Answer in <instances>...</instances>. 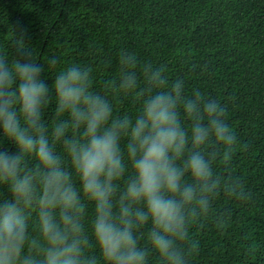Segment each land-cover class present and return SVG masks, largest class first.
Returning a JSON list of instances; mask_svg holds the SVG:
<instances>
[{"label":"clouds","instance_id":"9594fccd","mask_svg":"<svg viewBox=\"0 0 264 264\" xmlns=\"http://www.w3.org/2000/svg\"><path fill=\"white\" fill-rule=\"evenodd\" d=\"M13 37L11 59L0 52V264H194L195 232L232 229L253 193L223 101L127 49L96 90L92 66L41 63L26 29Z\"/></svg>","mask_w":264,"mask_h":264},{"label":"trees","instance_id":"16d2710c","mask_svg":"<svg viewBox=\"0 0 264 264\" xmlns=\"http://www.w3.org/2000/svg\"><path fill=\"white\" fill-rule=\"evenodd\" d=\"M15 29L27 30L41 63L55 55L61 66H92L96 90L127 49L167 63L189 92L199 88L223 101L240 143L234 169L253 199L233 205L225 235L195 232L201 247L194 264H264V0H0V52L9 59ZM52 75L45 65L49 85ZM115 106L135 111L130 100ZM242 234L258 246L255 256L242 253Z\"/></svg>","mask_w":264,"mask_h":264}]
</instances>
